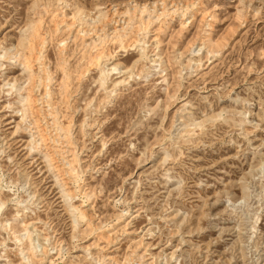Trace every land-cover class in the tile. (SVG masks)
<instances>
[{
    "label": "rangeland",
    "instance_id": "374dc122",
    "mask_svg": "<svg viewBox=\"0 0 264 264\" xmlns=\"http://www.w3.org/2000/svg\"><path fill=\"white\" fill-rule=\"evenodd\" d=\"M0 264H264V0H0Z\"/></svg>",
    "mask_w": 264,
    "mask_h": 264
},
{
    "label": "bare ground",
    "instance_id": "6f19581e",
    "mask_svg": "<svg viewBox=\"0 0 264 264\" xmlns=\"http://www.w3.org/2000/svg\"><path fill=\"white\" fill-rule=\"evenodd\" d=\"M209 25V24H208ZM112 33H114L115 35H117L119 33V31H117L116 29L113 28ZM210 33L207 34V36H209ZM34 50V49H33ZM32 52V51H31ZM113 69V68H112Z\"/></svg>",
    "mask_w": 264,
    "mask_h": 264
}]
</instances>
